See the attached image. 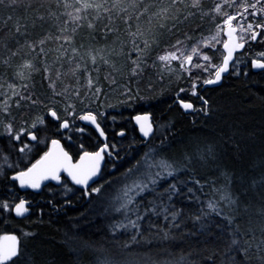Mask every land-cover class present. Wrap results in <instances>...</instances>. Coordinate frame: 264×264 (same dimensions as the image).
<instances>
[{
	"label": "trees",
	"instance_id": "trees-1",
	"mask_svg": "<svg viewBox=\"0 0 264 264\" xmlns=\"http://www.w3.org/2000/svg\"><path fill=\"white\" fill-rule=\"evenodd\" d=\"M89 2L104 7L83 9L82 0H4L0 4V235L20 237L19 264H233V258L234 264H262L264 71H254L251 61L264 62V28L256 27L264 24V6L259 14L248 17L255 21L257 38L242 43L245 49L221 86L202 90L201 85L192 95V85L201 84L213 72L205 74L196 60L200 68L188 73L159 57L177 44L202 50L206 41L218 42L214 37L228 14L254 13L248 10L249 0H199L195 7L194 0ZM77 15L80 19L74 21ZM41 40L45 42L40 44ZM204 52L214 66L224 55L220 47ZM25 63L33 67L25 68ZM20 72L23 78L17 75ZM180 100L191 102L195 110L186 112ZM86 114L96 116L111 145L123 154L138 145L133 117L150 115L155 134L142 150L131 149L129 157L153 144L155 149L162 145L164 153L158 156L175 169L135 200V230L114 235L113 223L97 207L96 197L87 203L67 181L35 195L21 193L9 178L39 160L52 140H60L73 158L97 150L102 142L82 120L71 134L60 127L62 121L72 122ZM21 131L25 135L17 142L13 137ZM29 132L37 136L35 142H25ZM113 132L125 136L113 139ZM25 144L34 150L30 163L11 161L23 155L19 149ZM123 167L114 173L107 167L102 181L121 174ZM173 184L177 192L169 201L165 190ZM225 194L236 203L222 200ZM23 199L31 211L17 219L12 208ZM209 202L220 215L208 207ZM153 205L160 215L151 211ZM165 206L169 213L163 211ZM173 208L181 211L178 228L171 220ZM201 222H210V235L201 233ZM232 239L239 241L238 252L231 250ZM115 244L133 247V256L108 257ZM9 264H17L16 259Z\"/></svg>",
	"mask_w": 264,
	"mask_h": 264
},
{
	"label": "snow or ice",
	"instance_id": "snow-or-ice-1",
	"mask_svg": "<svg viewBox=\"0 0 264 264\" xmlns=\"http://www.w3.org/2000/svg\"><path fill=\"white\" fill-rule=\"evenodd\" d=\"M14 2V0H13ZM177 0H173V3H176ZM257 3L260 2V0H256ZM4 0H0V4H3ZM77 3H81V0H77ZM199 3V0H194L193 2V6H197ZM81 6L83 9H89V8H96V9H100L103 8L104 5L103 4H94L89 2V0H82ZM116 4H113V7H115ZM249 7L255 9L256 8V4H251L249 5ZM77 13H79L81 11L80 8L76 9ZM105 11H108V9H105ZM145 11H147V9H145ZM245 11H247V7L245 8ZM253 15H255V13H253ZM9 19H11V17H9ZM40 19H43V17H40ZM80 19V17L74 16L73 20L74 21H78ZM236 19L235 16H229L227 18V20H225V24L228 26L229 28V35L231 36V33L233 31H235V29L232 27V20ZM89 27H92L91 24H89ZM257 28H264V24H257L256 25ZM17 32H20V27L16 28ZM109 31H111V29H109ZM245 31H248L251 33V39L255 40L257 38L258 33H256L255 31H253V25L252 24H248L247 29ZM57 39H60V37H57ZM63 39L68 40L70 39L69 37H63ZM45 41L41 40L39 41L40 44H43ZM145 45L147 46V42L145 41ZM31 47V45H30ZM239 47H243V45H239ZM138 48V46H137ZM224 48L227 49V54L223 57V62L221 65L219 66H214L216 68L214 76V79H207L204 81L205 84H214L217 83L222 76V73L226 72L228 70L229 67V62L232 59L233 56V49L229 48V45L227 43L224 44ZM193 53L197 52L196 48L192 49ZM261 55H264V53H262ZM177 59L178 57L176 56V53H170L168 55H162L159 57V59L161 61H167L169 59ZM205 60H208L209 57L208 56H204L203 57ZM185 59L187 60V62L191 63L192 61V56L188 55L185 57ZM92 61L93 63L96 62V57L93 56L92 57ZM105 63H107V61H104ZM134 64H137V67H139L137 61H133ZM25 68H29L31 69L33 66L31 65V63H25V65L23 66ZM79 67V66H77ZM196 67H200L199 64L196 65ZM253 67L255 68H262L264 69V63H261L259 61H253ZM136 73V68L133 69V74ZM18 76H20L21 78H23V73H17ZM92 81L89 80V84H91ZM10 87H12L10 85ZM25 87H27L25 85ZM195 87V85H194ZM97 91H99V89H97ZM181 91H184L183 89H181ZM16 94V93H13ZM192 95H196L195 91H193ZM181 107L183 109L187 110H195L194 109V105L191 102H184L183 100L179 101ZM204 103L206 104L207 101H204ZM50 115L54 118V119H59V117L57 116V113L55 111L50 110ZM80 119L82 120H86V121H90L93 124H96V116L92 115V114H86L80 117ZM137 123L140 125V131L143 134V136L147 137L151 134L152 132V125L149 122V117L148 116H136L135 117ZM43 121L41 120V123ZM60 127L67 129L69 127V123L68 121H63L62 124L60 125ZM96 127L99 128V125L96 124ZM9 134H11V125L7 126ZM24 132L21 131L20 133L16 134L13 138L15 140H20L21 135H23ZM100 134L103 136L104 133L101 130ZM124 133L121 132L120 135H123ZM28 136L31 140L35 141L37 140V136L35 134L32 133H28ZM52 144V149H50L48 152L44 153V155L41 157L40 160H38L35 164H33L30 168L27 169V171H22L20 173H18L16 176L13 177V179L19 180L21 183V186H24L25 184H28V186H31L33 188H39L40 187V182L42 180H55V181H60L61 180V176L60 173L66 172L68 177L71 178V180L77 184V185H87L88 181L90 179H92L93 177L97 176L98 172H99V167H100V162L101 160H103V153L107 152L108 150V145L105 144L104 147H101L99 149V151L96 152H87L84 151L83 155L80 156L79 158V162L78 163H72V157L69 155V153L67 151L64 150L63 147L60 146V142L58 140H52L51 141ZM28 148V145L25 144L23 147H21L19 149V151L21 153L25 152V149ZM109 155H111V153H108ZM209 155H211V149H209ZM202 158V157H201ZM152 166H156V167H160L162 169L166 170V175L167 176H172L175 172V169L173 168V165L170 162L167 161H159L156 162L155 165L153 164H149V167ZM130 172L135 171L134 169H130ZM156 175H160V173H156ZM158 181L152 177L150 178L147 182L145 181H133L132 185H128L126 186L125 190H124V195L127 196L129 192L132 191H136L139 190V193H142L146 190L149 189V185H155ZM196 183H199V181H197ZM93 191L95 192H99L100 189L96 188L93 189ZM167 195V198L169 201H171L172 196L176 194L177 189H176V185L173 184L170 186L169 189L165 190ZM189 192L192 191V189L188 190ZM161 196H163L164 194L161 193ZM222 200H226L228 201L229 204H235L236 200L231 198L230 194H225L221 196ZM133 199L129 198L127 203L131 204L133 203ZM4 207H8L7 205H4ZM126 207V205H122L121 206ZM208 207L213 211L216 212L217 215H220L221 213L219 212V210L216 208V205L212 202H209ZM15 212L17 215H23L24 213H26L28 211V209L25 206V202L23 200H21L18 204L15 205ZM117 211H120V209H117ZM151 211H153L156 215H160L159 212H155V206L153 205V208L151 209ZM163 211L165 213H169V207L165 206L163 208ZM208 214L205 213L204 216H207ZM170 216H171V220L173 221V227H180L179 223H176L177 218L181 216V211L178 209H174L170 212ZM142 217H138V219H141ZM165 218L167 219L168 217L165 216ZM196 219L198 221H202L203 217H196ZM231 220H229V223L231 224ZM131 224L132 227H138L136 221H130L129 222ZM117 227H127V225H117ZM200 231L201 233H206V234H211L210 233V222L209 223H204L201 222L200 223ZM165 238L167 239V233L165 234ZM5 239H9L11 240L13 243L11 245H7L4 247H0V264H8L9 261H12L14 258H16L17 264H19V259L21 258V254L18 248V245L15 243L16 241V237L12 236V237H6ZM239 244V241L236 239H232L230 241V245H231V250L232 251H239V248L237 247V245ZM245 252H247V249L244 250ZM182 260H184L185 258H181ZM233 264H234V258H233ZM262 264H264V258H262Z\"/></svg>",
	"mask_w": 264,
	"mask_h": 264
},
{
	"label": "rangeland",
	"instance_id": "rangeland-1",
	"mask_svg": "<svg viewBox=\"0 0 264 264\" xmlns=\"http://www.w3.org/2000/svg\"><path fill=\"white\" fill-rule=\"evenodd\" d=\"M248 4L249 5L256 4L255 9L248 7V10H253V12L255 13V16H256L257 14H259V9L264 6V0H260L259 3H257L256 0H249ZM251 14L253 15V13H248V14H244V15H240L237 13H231L225 17V20H227V18L229 16H235L236 17V19L232 20V26H234L238 29L237 36H238V41H239V43L241 42V44L242 43L246 44V43H249L250 41H254L253 39L250 38L251 33L248 31H245L247 29L248 24L255 25V21H253V22L248 21V17L251 16ZM263 16H264V14H263ZM225 20L223 21L224 23L221 27V31H219L218 35L216 37H214V39L217 37L219 38L218 42L211 44L212 40L206 41L202 45L203 46L202 50H200L199 48H196L197 49L196 53H193L192 49L186 43L177 44L173 48H170V49L164 51L162 55H168L170 53H176V56L178 58L177 59H171L170 58L169 60L163 61V62L166 65L167 64L172 65L173 63H177L182 69L186 70L189 73L190 71H194V69L200 68V67H196V65H197L196 60H198L199 64H201V66H202L201 70L203 72H205V74H211V72H213V74L210 75L207 79H213L216 68L214 69V65L213 64L211 65V62L209 61L210 55L207 54V52H204V50L210 49L211 51H216L217 48L220 47V49L223 53L222 46L227 39L225 33H226V29L228 28V26L225 24ZM253 31H254V29H253ZM221 34H222V36H221ZM188 55L192 56V61L190 64H188L187 60L185 59V57ZM204 56H208L209 59L205 60L203 58ZM223 57H224V55H223ZM223 57H222L219 65L222 64ZM254 60H257V59H254ZM254 60H252V61H254ZM205 64H210V66L209 65L205 66ZM208 69H212V70L208 71ZM204 81H202L201 84L200 83L194 84L195 87H194V85H192L193 88H192L191 92L193 93V91H196L199 86L204 84ZM81 120L82 119H80V117H79V118H77V120H74L72 122L68 121L69 127H68L67 131H65V132H68L69 134L77 132L75 129H73V127L75 128L76 124H78V122H79V124H81ZM62 122H61V124H62ZM12 130L13 129L11 127V133H12ZM71 131H73V132H71ZM79 131H80V129H79ZM8 133H9V131H8ZM23 135H25V132ZM23 135H21V137ZM27 140H30L31 142L36 141V140L35 141L31 140L28 136V133L26 134L25 142H27ZM16 141L20 142V140H16ZM48 145L49 146L47 149H49L52 146L51 141L49 142ZM163 148H165V147L162 145L160 148H156V149H155V144H153L152 146H149L148 148H146L141 153H137L135 155V157H132V159L129 160V162H127L124 165V167L122 168L121 174H119L117 176L108 175V178H106L104 181H102V183H99L95 188H93V189H96V188L100 189L99 192H95L92 190L91 194L94 197H96V199H97V200L95 199L96 204L98 203L97 207H99L101 211L103 210L104 216L107 217L106 219H108V221L113 223V228H111L110 225L109 226H110L111 232L114 235L118 234V233L120 234V232L124 231V230H129V231L135 230L136 227H132L131 224L129 223L130 221H136V217H137V214L135 213V212H137V208H136V205L134 202L137 198H139L141 195L146 193V191L151 190L155 185L150 184L149 189L142 192V193L137 194L139 192V190H136V191L129 192L128 195L125 196L124 190H125L126 186L132 185L133 181L139 182L142 180V181L147 182L152 177H154L156 180H160L162 178L168 177L166 175L165 169H162V168L156 167V166L149 167V164L155 165L156 162L165 161V160H162V158H160L158 156V154L164 153ZM33 154H34V150H31V148L28 147L25 149V152H23L22 156H20L18 158L17 157L16 158L11 157V161H13L14 163H18V164L30 163ZM130 169H134L135 171L130 172L129 171ZM156 173H160V175L157 176ZM129 198H132L134 202L131 204H128L127 201ZM122 205H126V207L122 208L121 207ZM117 209H120V211H117ZM120 224L127 225V227L126 228L125 227H117V225H120ZM115 245H116V247L113 248L114 253H108V254L106 253V255L108 257H113L114 259H119V260L122 259L123 260L124 258H128V257H124L125 255L130 254L131 257L133 256L132 254H134V253L131 254V252H133V250H132L133 247L129 246V247H126L124 249L119 244H115ZM127 263L131 264V262H127ZM120 264H124V263H120Z\"/></svg>",
	"mask_w": 264,
	"mask_h": 264
},
{
	"label": "water",
	"instance_id": "water-1",
	"mask_svg": "<svg viewBox=\"0 0 264 264\" xmlns=\"http://www.w3.org/2000/svg\"><path fill=\"white\" fill-rule=\"evenodd\" d=\"M234 29H235V31H233L232 33H231V36L228 34L229 33V28H227L226 29V37H227V39H226V41L224 42V44L225 43H227L228 45H229V48H231V49H233V56H232V59L230 60V62H229V67H228V70L226 71V72H224V73H222V76H221V79L217 82V83H214V84H202V90H205V89H208V88H216V87H219V86H221V83H223V80L226 78V77H228V75L231 73V70H232V66H233V64H234V62H236V59H237V55L238 54H240V53H242V51H244V49H245V47H244V45H243V47H239V45H241V42L239 43V41H238V36H237V31H238V29L236 28V27H234V26H232ZM224 44H223V46H222V50H223V53H224V56L227 54V49H225L224 48ZM254 61H259V62H261V63H264L263 61H260V60H254ZM223 62V61H222ZM252 63H251V66H252V69L254 70V71H264V69H262V68H255V67H253V61H251ZM188 64H190L189 62H188ZM215 78V76L213 77V79ZM185 110V109H184ZM186 111V110H185ZM189 111H191V110H187L186 112H189ZM136 116H148L150 119H149V122L151 123V125H152V132H151V134L149 135V136H147V137H145V136H143V134L141 133V131H140V125L137 123V121H136V119H135V117ZM136 116H134L133 117V123H134V125L138 128V130H139V133H140V136H141V138H142V140H144V145H146V144H148L151 140H152V138H153V136H154V134H155V127H154V125H153V122H152V119H151V116L150 115H147V114H145V115H136ZM82 123H84V125H86L87 127H89V128H91L92 130H93V132H96L97 133V135H98V137H99V140H100V142H102L103 143V146L102 147H104V145L105 144H107V141H108V137H107V135H106V133L104 132V129L102 128V126H101V124L98 122V120H97V118H96V124H98L99 125V128H97L96 127V124H93V123H91L90 121H86V120H82ZM68 129V128H67ZM67 129H65V128H62V130L63 131H67ZM101 130L103 131V133H104V135L102 136L101 134H100V132H101ZM108 145V144H107ZM60 146L61 147H63L64 148V146L62 145V144H60ZM52 147L53 146H51L50 147V149H52ZM49 149V150H50ZM64 150H65V148H64ZM66 151V150H65ZM99 151V150H98ZM108 153H111L110 152V148H109V145H108V150H107V152H105V153H103L102 155H103V160H101V162H100V167H99V172H98V174H97V176H95V177H93L92 179H90L89 181H88V184L85 186V185H77V184H75L72 180H71V178L70 177H68V175H67V173L66 172H61L60 173V176H61V180L58 182V181H55V180H42L41 182H40V187L39 188H33V187H31V186H28V184H25L24 186H21V183H20V181L19 180H16V179H13V177L14 176H16L18 173H20V172H22V171H18V172H15L14 174H12L11 175V177H9L10 178V180L12 181V182H14L16 185H17V187L16 188H18V190L21 192V193H32V194H35V195H40L42 192H43V190L48 186V185H52V186H55V187H60L61 185H62V183H63V179H66L67 181H69L70 182V185H73L74 187H76L77 189H79V190H81V192L82 191H84L86 194V198H87V200H86V202L88 201V199H89V197H90V194H89V190L99 181V179L101 178V176H102V172H103V170H104V167H105V163L104 162H106V158L107 157H113V154L111 153V155H109ZM70 155V154H69ZM81 155H83V153L81 154ZM80 155V156H81ZM71 156V155H70ZM80 156L75 160L72 156V163H78L79 162V158H80ZM41 159V158H40ZM39 159V160H40ZM38 161V160H37ZM36 161V162H37ZM36 162H34L33 164H35ZM32 164V165H33ZM32 165H30V166H28V168H30ZM27 168V169H28ZM27 169H25V170H23V171H27ZM23 201L25 202V206H26V208L28 209V211L26 212V213H24L22 216L21 215H17L16 214V212H15V207L13 208V213H14V215H15V217L17 218V219H24V218H26L27 216H29V214H30V207H31V205H30V203L26 200V199H23ZM20 202V201H19ZM18 202V203H19ZM17 203V204H18ZM12 236H15L16 237V241H15V243L18 245V248H19V251L21 250V239H20V237L18 236V234H16V233H4V234H2V235H0V247H4V246H7V245H11L13 242L11 241V240H9V239H5L6 237H12ZM16 258H14L12 261H14ZM12 261H9L8 262V264L9 263H11Z\"/></svg>",
	"mask_w": 264,
	"mask_h": 264
},
{
	"label": "flooded vegetation",
	"instance_id": "flooded-vegetation-1",
	"mask_svg": "<svg viewBox=\"0 0 264 264\" xmlns=\"http://www.w3.org/2000/svg\"><path fill=\"white\" fill-rule=\"evenodd\" d=\"M133 127H134V130H135V132H136V135H137V137H138V145H133L131 148H129V149H127L126 150V152L123 154V152L124 151H118V150H116L115 149V147H113V145H111V143H110V141H109V135L107 134V132L104 130V132L107 134V137H108V141H107V144L109 145V148H110V152L113 154V157H107L106 158V162H104L105 163V167H104V170L105 169H107V167L109 168V167H111V169L112 170H110V173H114L115 172V170H116V168H118V167H121V166H124L127 162H129V160H131V157H129V154H133V151H131V149L133 150V149H141L142 150V148H144V147H146V146H148L149 145V143L148 144H146V145H144V140H142V138H141V136H140V133H139V130H138V128L134 125V123H133ZM103 128V127H102ZM124 133V132H123ZM125 136V133L123 134V135H120V133H115V132H113L112 133V137H113V139H115V138H118V139H120V138H123ZM59 142H60V144H62V142L60 141V140H58ZM63 145V144H62ZM64 146V145H63ZM103 146V143H102V145L97 149V150H95V151H92V152H96V151H98L101 147ZM65 148V147H64ZM50 149V148H49ZM49 149H47V151L46 152H48L49 151ZM66 150V149H65ZM78 158V157H77ZM77 158H74L75 160L77 159ZM104 170H103V172H104ZM103 174V173H102ZM101 178H102V176H101ZM99 179V181L89 190V194H90V197H89V199H88V201H87V203L88 202H90V201H92V197H93V195L91 194V192H92V190H93V188H95L99 183H102V179ZM65 181H67L66 179H63V183H62V185L60 186V187H62L63 186V184H64V182ZM67 182H69V181H67ZM69 184H70V182H69ZM48 186H52V185H48ZM73 188H75L78 192H81V190H79V189H77L76 187H74L73 185H71ZM53 187H55V186H53ZM55 188H59V187H55ZM81 194L83 195V198H84V200H87V198H86V193L84 192V191H82L81 192Z\"/></svg>",
	"mask_w": 264,
	"mask_h": 264
},
{
	"label": "bare ground",
	"instance_id": "bare-ground-1",
	"mask_svg": "<svg viewBox=\"0 0 264 264\" xmlns=\"http://www.w3.org/2000/svg\"><path fill=\"white\" fill-rule=\"evenodd\" d=\"M107 135V134H106Z\"/></svg>",
	"mask_w": 264,
	"mask_h": 264
}]
</instances>
